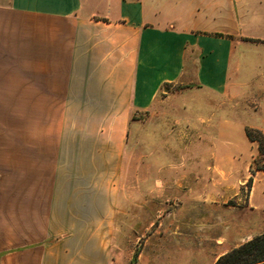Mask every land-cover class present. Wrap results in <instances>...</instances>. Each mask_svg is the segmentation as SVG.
I'll return each instance as SVG.
<instances>
[{"label":"crops","instance_id":"1","mask_svg":"<svg viewBox=\"0 0 264 264\" xmlns=\"http://www.w3.org/2000/svg\"><path fill=\"white\" fill-rule=\"evenodd\" d=\"M169 85L203 93L188 103L194 134L219 141L238 130L248 140L257 126L238 118L264 98V0H0V102L60 119L64 171L59 180L38 172L30 126L28 184L5 189L0 141V264H112L133 118ZM45 136L47 157V127ZM211 142L191 144L205 151L191 157L205 170L189 212L206 213L214 197L213 165L224 161L212 159Z\"/></svg>","mask_w":264,"mask_h":264},{"label":"rangeland","instance_id":"2","mask_svg":"<svg viewBox=\"0 0 264 264\" xmlns=\"http://www.w3.org/2000/svg\"><path fill=\"white\" fill-rule=\"evenodd\" d=\"M247 93L255 95L253 89ZM202 94L169 85L150 111L134 116L118 183V227L112 264H215L221 256L264 233V172L251 173L255 160L258 165L264 164L259 146L238 130L219 141L216 133L194 134L188 124V103ZM259 102L258 110H241L239 122L264 127V98ZM259 102L254 101V106ZM30 126L37 130L38 172L47 168L54 180L64 172L60 119L30 116L28 101L0 102L5 189H13L15 183L14 189L19 184L24 189L28 184L22 169L29 163ZM206 140H212V159L220 158L224 164L213 165L214 197L207 203L209 210L197 214L189 208L197 201V176L205 167L196 165L191 157H205V151L191 149V144ZM15 172L17 179L21 174L19 182L11 180ZM61 184L57 182V187ZM141 206L149 207L150 212L140 213ZM154 207L160 211L154 212ZM131 209H137L136 213L128 212ZM200 221L206 223L201 226Z\"/></svg>","mask_w":264,"mask_h":264},{"label":"trees","instance_id":"3","mask_svg":"<svg viewBox=\"0 0 264 264\" xmlns=\"http://www.w3.org/2000/svg\"><path fill=\"white\" fill-rule=\"evenodd\" d=\"M245 131L248 139L258 144L260 156L264 158V132L251 127ZM254 163L255 167L251 169L253 175L256 171L264 172V164L258 165V160ZM215 264H264V233L221 256Z\"/></svg>","mask_w":264,"mask_h":264}]
</instances>
